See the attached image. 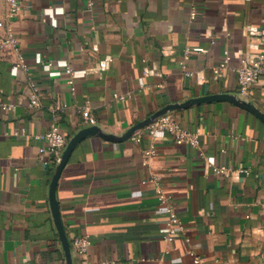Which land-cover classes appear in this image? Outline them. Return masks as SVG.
<instances>
[{
	"label": "crops",
	"instance_id": "obj_1",
	"mask_svg": "<svg viewBox=\"0 0 264 264\" xmlns=\"http://www.w3.org/2000/svg\"><path fill=\"white\" fill-rule=\"evenodd\" d=\"M19 1L7 19L0 0V35L18 39L26 64L13 75L0 59V99L15 104L0 106V264H68L50 201L56 165L40 157L45 134L58 126L69 142L90 126L84 108L121 138L168 105L240 98L236 69L264 47V0ZM63 63L82 76L71 83ZM32 83L37 107H29ZM247 101L264 113V79ZM170 114L200 135L198 148L171 134L155 139L147 126L125 141L92 135L74 150L56 193L72 264L84 263L72 242L86 235L87 264H264V120L225 101ZM151 147L157 156L146 162ZM223 165L228 172L217 174ZM157 187L174 197L184 226L171 242Z\"/></svg>",
	"mask_w": 264,
	"mask_h": 264
},
{
	"label": "built area",
	"instance_id": "obj_2",
	"mask_svg": "<svg viewBox=\"0 0 264 264\" xmlns=\"http://www.w3.org/2000/svg\"><path fill=\"white\" fill-rule=\"evenodd\" d=\"M6 6L7 19L15 18L22 10V5L19 0H6ZM89 6H94V2H89ZM5 26L6 20L0 18V31L4 30ZM190 55L191 50L188 48L185 50L184 59L181 62L184 69L186 68L187 61L190 59ZM0 59L6 60L10 63L13 75H17L20 70H24L26 68L24 58L18 46V39L12 34L0 35ZM36 61L38 65L43 66L44 70L49 72L51 71L52 65L45 64L41 57L37 58ZM228 63L229 57H226V59H224V61L214 69V72L219 74L222 70L228 67ZM61 67L63 72L72 78L71 83H73L76 78L82 76L78 72H75L67 63H63ZM236 72L239 84V96L241 99L247 100L250 89L264 79V47L252 63L243 62L242 65L236 69ZM32 87L33 92L29 107H37L39 106V88L34 83H32ZM116 99L124 100L125 97L116 96ZM0 106L8 111H13L15 108V104H5L1 99ZM82 118L86 124L90 126L96 125V119L92 115L89 108L83 109ZM147 129L150 135L155 139L171 134L177 145H188L194 148H198L200 145V135L196 132L185 129L170 113L159 117L152 124H150ZM43 139L46 143V147L41 148L40 157L43 160L48 158L51 163L57 166L60 163L68 144V139L65 133L58 126H53L45 134ZM155 156H157L155 147H151L144 154L146 162H149L150 159ZM228 170L229 168L225 165L214 168V171L217 174H225ZM157 192L159 194L160 202L164 205L169 215V219L163 227L161 233L166 241L171 242L175 240L179 232L184 231V226L177 214L174 197L168 195L159 187H157ZM72 244L76 253L80 257L84 258L83 264H87L85 262V258H87L92 247L91 237L88 235L77 236L74 238ZM196 263L204 264L199 258L196 259ZM97 264H116V262L112 260H104L98 262Z\"/></svg>",
	"mask_w": 264,
	"mask_h": 264
},
{
	"label": "water",
	"instance_id": "obj_3",
	"mask_svg": "<svg viewBox=\"0 0 264 264\" xmlns=\"http://www.w3.org/2000/svg\"><path fill=\"white\" fill-rule=\"evenodd\" d=\"M231 102L235 105H238L254 114H256L258 117H260L262 120H264V113L259 110L253 103L243 100L239 98L237 95L232 94H212L208 96H203L199 98H193L190 99L184 103L181 104H171L166 107H164L162 110L156 112L146 120L139 122L138 124L134 125L132 128H130L126 134L121 138H116L111 135L105 134L98 126H89L87 128L82 129L80 132H78L75 136H73L68 144L67 147L63 153V156L61 158L60 163L56 166V170L52 179L51 187H50V201H51V209L54 216L55 224L57 226L58 232L60 234V239L62 242V245L64 247L67 263L72 264V252H71V243L69 241V238L65 232V228L63 225L61 212H60V205L57 199V187L59 180L61 178V175L63 173V170L65 169L67 163L69 162L74 150L76 147L84 141L87 137L92 135H97L99 137L108 139V140H115V141H125L129 138H131L138 130H141L150 124H152L155 120H157L159 117L166 115L168 113H171L175 110L179 109H185L197 104L202 103H212V102Z\"/></svg>",
	"mask_w": 264,
	"mask_h": 264
}]
</instances>
